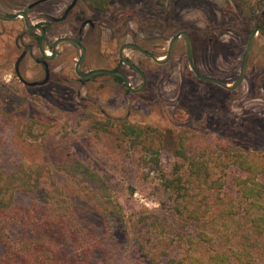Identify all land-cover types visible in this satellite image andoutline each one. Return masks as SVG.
Wrapping results in <instances>:
<instances>
[{
    "label": "rangeland",
    "instance_id": "obj_1",
    "mask_svg": "<svg viewBox=\"0 0 264 264\" xmlns=\"http://www.w3.org/2000/svg\"><path fill=\"white\" fill-rule=\"evenodd\" d=\"M30 1L0 0V12L12 14ZM258 1L264 20V0ZM66 4H39L29 18L32 23L57 18ZM76 13L97 25L94 33L82 34L81 70L119 68L132 88L141 78L118 59L124 42L161 57L171 37L187 31L197 69L230 82L251 30L238 0H111L105 11L81 4ZM73 24L70 19L50 27L48 45L72 36ZM78 55L77 48L61 44L56 58L47 61L45 81L43 59L22 18L0 21V180L20 167L43 170L41 183L33 191L15 190L1 212L0 264L17 262L14 254H37L52 264H170L171 257L190 250L188 239L201 229L222 227L219 220L196 225L184 219L192 199L212 204L224 193L237 196L236 181L244 175L225 152L264 157V37L255 36L245 79L234 92L193 74L182 36L164 64L124 50L146 76L139 92L108 75L80 81L74 72ZM125 122L161 143L157 166L144 140L125 135ZM179 135L186 142L184 156L175 153ZM191 160L213 168L209 182L215 187L195 181ZM173 176L182 189L164 181ZM242 221L229 223L227 230H249ZM161 237L170 245L156 262L148 251ZM196 242L201 253L210 246Z\"/></svg>",
    "mask_w": 264,
    "mask_h": 264
},
{
    "label": "trees",
    "instance_id": "obj_2",
    "mask_svg": "<svg viewBox=\"0 0 264 264\" xmlns=\"http://www.w3.org/2000/svg\"><path fill=\"white\" fill-rule=\"evenodd\" d=\"M88 6L103 11L109 8L110 0H83ZM240 10L243 14V24L247 28H252L262 22L261 16V2L258 0H238ZM117 81L122 82L121 77L113 76ZM124 133L131 138L133 142L145 141L147 145L146 152L151 154L150 161L156 166L159 163L158 148L161 143L154 142L147 137L144 129L138 125L131 123H122ZM179 147L176 148L175 153L179 156H184L186 142L181 135L178 136ZM225 155H230L236 166L239 174L244 175L243 178H237V185H239L237 196L233 194L224 193V197H219L212 202L200 204L195 200H191L187 211L185 221L196 222H210L219 220V229H212L208 232L199 231L197 236L188 239L190 250H186L183 254L169 259L170 264H264V157L250 152L231 153L226 151ZM230 158V159H231ZM191 160L194 168L195 181H200L203 184L212 186L209 178L212 175L213 168H208L204 163H199ZM40 168H26L20 167L16 171L8 174L5 178L2 176L0 180V217L6 207L11 203L12 195L15 190L33 191L41 183L42 172ZM165 182L169 187L179 190L182 186L179 178L173 176L165 178ZM214 185L217 182L212 181ZM167 184V185H168ZM218 186L221 184L218 183ZM201 186V185H200ZM217 186V187H218ZM205 205L207 208L201 214L200 208ZM215 209V210H213ZM244 212V213H243ZM244 217V218H243ZM246 222L249 230L228 231L229 223ZM201 239L208 242L210 246L206 252H199L196 239ZM169 241L165 237H161L154 247H152L148 254L156 262L167 251ZM36 253V252H34ZM13 256V255H12ZM14 260L6 261V264H52L50 258H40L37 254L31 258L26 256H19L14 254ZM53 264H56L53 262Z\"/></svg>",
    "mask_w": 264,
    "mask_h": 264
},
{
    "label": "water",
    "instance_id": "obj_3",
    "mask_svg": "<svg viewBox=\"0 0 264 264\" xmlns=\"http://www.w3.org/2000/svg\"><path fill=\"white\" fill-rule=\"evenodd\" d=\"M18 17H22L23 20H24V24L26 26V28L30 29V30H38L40 32V41H39V51H40V54L46 58V59H52L54 58L55 54H56V50H57V46L62 44V43H72L76 46L79 47L80 49V56L76 62V65H75V72L79 75V76H82V77H86V76H89L91 74H94V73H99V72H102V73H109V74H115V75H119L122 79H123V83L125 84V86L132 92H138L140 90L143 89L144 85H145V82H146V78L144 76V74L142 73L141 70H139L135 64H133L130 60H128L125 56H124V50L127 49V48H130V47H135L137 48L141 53L149 56L154 62L158 63V64H164L166 63L170 58H171V55H172V52H173V48H174V45L177 41V39L182 36L184 37V40H185V44H186V49H187V57H188V61H189V67L190 69L194 72V74L202 79V80H206V81H211V82H214L220 86H223V87H226L228 89H234L236 88L242 81L243 79V75H244V70H245V66H246V62H247V59H248V55L250 53V49H251V45H252V42L256 36V34L258 32H261L263 35H264V29L260 26H257L255 28H253L249 34V38L247 40V43H246V51H245V54H244V57L242 59V62H241V67H240V73H239V76L236 80L235 83L231 84V85H227L225 84L224 82H222L221 80L217 79V78H214V77H211V76H206L204 74H201L197 68H196V65H195V61H194V56H193V50H192V44H191V40H190V37H189V34L186 32V31H178L177 33H175L170 41H169V44H168V48H167V52L162 55L161 57H157L155 56L153 53L151 52H148L144 49H142L141 47H139L138 45H135V44H132V43H128V42H125L123 44H121V46L119 47V50H118V58L122 61V63H124L125 65L127 66H132L133 68H135L137 70V72L140 74L141 76V79H142V82L140 84V86L136 87V88H132L128 82V79L127 77L125 76V74L120 71V70H107V69H96V70H91L89 72H85V73H80L79 72V66L85 56V48L82 46V44L80 42H78L77 40L73 39V38H70V37H60L58 39H56L54 42H53V45H52V50H51V55H47L45 50H44V47H43V39H44V30L42 28L41 25L39 24H32L28 18V14L25 10H19L17 12H15L14 14H11V15H4V14H0V20H4V21H11V20H14Z\"/></svg>",
    "mask_w": 264,
    "mask_h": 264
},
{
    "label": "flooded vegetation",
    "instance_id": "obj_4",
    "mask_svg": "<svg viewBox=\"0 0 264 264\" xmlns=\"http://www.w3.org/2000/svg\"><path fill=\"white\" fill-rule=\"evenodd\" d=\"M50 1H52V0H31L25 7H24V9H21V10H25L26 12H27V14H28V18H29V12L35 7V6H37V5H39V4H42V3H48V2H50ZM110 2H111V0H110ZM110 2H109V4H110ZM66 6H65V9L63 10V12H62V14L59 16V17H57V18H55V17H53V16H47V18H46V21L45 22H42V23H32L31 22V20H30V18H29V20H30V22L32 23V24H39V25H41L42 26V28H43V30H44V39H43V47H44V50H45V52H46V54L47 55H51V50H52V45H53V42L56 40V39H58V38H60V37H70V38H73V39H75V40H77L78 42H80L81 44H82V46L85 48V56H86V44H85V42H84V40H83V35L82 34H84L85 32H86V29H88L89 31H90V33H94L95 31H96V28H97V25H96V22H95V20H93L92 18H90V17H83V18H81L77 13H76V9L81 5V4H84V5H86V7H88L90 10H95V11H100V10H97V9H94V8H92V7H90V6H88L83 0H66ZM107 10V9H106ZM19 11V10H18ZM103 11H105V10H103ZM15 12H17V11H15ZM14 12V13H15ZM14 13H12V14H14ZM0 14H3V13H1L0 12ZM4 15H11V14H4ZM19 18V17H18ZM22 18V17H21ZM17 19V18H16ZM70 19H73V29H74V34L72 35V36H60V37H57V38H55L51 43H50V45H48V42H47V38H48V32H49V28L50 27H52L53 25H55V24H58V23H64L65 21H68V20H70ZM15 20V19H14ZM22 20H23V18H22ZM78 20H79V22H78ZM0 21H4V20H0ZM11 21H13V20H11ZM6 22H9V21H6ZM75 22H76V24H75ZM23 23H24V20H23ZM24 26H25V24H24ZM257 26H260V27H262L263 29H264V20L262 19V22L261 23H259L258 25H256V26H254L253 28H255V27H257ZM26 27V26H25ZM253 28H251V30L253 29ZM28 31H30L32 34H33V36H34V39H35V41H36V43H37V46H38V50H39V41H40V32L38 31V30H30V29H28V28H26ZM251 30L249 31V34H250V32H251ZM181 31H184V30H181ZM187 32V31H186ZM177 33V32H176ZM188 33V32H187ZM189 34V33H188ZM249 34H248V38H249ZM258 34H261L263 37H264V35L261 33V32H258L256 35H258ZM181 37V36H180ZM189 37H190V34H189ZM184 38V37H183ZM248 38H247V40H248ZM178 40V39H177ZM190 40H191V37H190ZM254 41V40H253ZM177 42V41H176ZM184 42H185V40H184ZM125 43V42H124ZM128 43H132V44H135V45H138L139 47H141L142 49H144L142 46H140L138 43H136V42H128ZM246 43H247V41H246ZM62 44H64V43H62ZM67 44H70V45H72L73 47H75V48H77L78 50H79V55H78V57H77V59H76V61H75V65H76V62H77V60H78V58H79V56H80V49H79V47L78 46H76V45H74V44H72V43H67ZM123 44V43H122ZM176 44V43H175ZM191 44H192V41H191ZM252 44H253V42H252ZM47 45H48V49H46V47H47ZM61 45V44H60ZM60 45H58L57 46V50H56V54H55V56H54V58H52V59H46V58H44L41 54V57H42V59H43V66H44V72L46 73V76H45V81H46V79H47V77H48V73H49V68H48V66H47V61H52L53 59H55L56 58V56L58 55V47L60 46ZM121 46V45H120ZM119 46V47H120ZM175 46V45H174ZM185 48H186V44H185ZM251 48H252V45H251ZM127 49H129V48H127ZM130 49H135V50H137V51H139L137 48H135V47H130ZM174 49V48H173ZM119 50V49H118ZM126 50V49H125ZM144 50H146V49H144ZM192 50H193V45H192ZM146 51H148V50H146ZM245 51H246V46H245ZM140 52V51H139ZM149 52V51H148ZM186 52H187V49H186ZM250 52H251V49H250ZM39 53H40V51H39ZM124 53V52H123ZM141 53V52H140ZM143 54V53H142ZM245 54V53H244ZM117 55H118V52H117ZM145 55V54H144ZM249 55H250V53H249ZM249 55H248V59H249ZM85 56H84V58H83V60H82V62H81V64H80V66H79V72L80 73H85V72H89V71H91V70H96V69H109V70H120L119 68H107V67H104V66H100V67H96V68H90V69H88L87 71H82L81 70V65H82V63H83V61H84V59H85ZM147 56V55H146ZM193 56H194V54H193ZM108 57H109V54H108ZM149 57V56H148ZM244 57V56H243ZM188 58V57H187ZM119 59V58H118ZM128 59V58H127ZM243 59V58H242ZM248 59H247V62H246V66H245V70H244V75H243V79H242V81H241V83L236 87V88H234V89H228V88H226V87H223V86H220V85H218V84H216V83H214V82H211V81H206V80H202V79H200V78H198L195 74H194V72H193V74L199 79V80H201V81H203V82H206V83H209V84H215V85H217L221 90H224V91H228V92H234V91H237V89L240 87V85L242 84V82H243V80L245 79V75H246V69H247V63H248ZM120 60V59H119ZM129 60V59H128ZM131 61V60H130ZM194 61H195V59H194ZM120 62L122 63V61L120 60ZM132 62V61H131ZM189 62V61H188ZM242 62V61H241ZM133 64H135L134 62H132ZM122 64H124V63H122ZM75 65H74V72H75ZM125 65V64H124ZM136 65V64H135ZM195 65H196V63H195ZM127 66V65H126ZM129 68H131V69H133L136 73H138L137 72V70L135 69V68H133L132 66H128ZM136 67L139 69V70H141L137 65H136ZM240 67H241V63H240ZM240 67H239V72H238V75L236 76V78L233 80V81H230V82H225V81H223V80H221V79H219V78H217V79H219V80H221L222 82H224L225 84H227V85H231V84H233V83H235L236 82V80H237V78H238V76H239V73H240ZM196 68H197V66H196ZM198 70V69H197ZM120 71H122V70H120ZM142 71V70H141ZM199 71V70H198ZM123 72V71H122ZM200 72V71H199ZM15 73H16V71H15ZM124 73V72H123ZM142 73H143V71H142ZM201 73V72H200ZM75 74L78 76V78H79V80L80 81H82V82H84V81H86V80H88L90 77H92V76H95V75H108V78H111V77H113V76H115V74H109V73H102V72H99V73H94V74H91V75H89V76H86V77H82V76H79L76 72H75ZM125 74V73H124ZM144 74V73H143ZM202 74V73H201ZM138 75L140 76V74L138 73ZM116 76H119V75H116ZM125 76H126V74H125ZM144 76H145V74H144ZM206 76H209V75H206ZM120 77V76H119ZM127 77V76H126ZM211 77H213V76H211ZM140 78H141V76H140ZM145 78H146V76H145ZM214 78H216V77H214ZM122 79V78H121ZM128 79V78H127ZM129 82V81H128ZM141 82H142V79H141ZM122 83H123V79H122ZM124 84V83H123ZM145 84H146V82H145ZM125 85V84H124ZM140 86V85H139ZM145 86V85H144ZM144 88V87H143ZM141 91V90H140ZM139 92V91H138Z\"/></svg>",
    "mask_w": 264,
    "mask_h": 264
}]
</instances>
